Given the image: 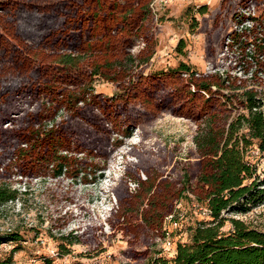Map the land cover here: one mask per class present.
I'll return each mask as SVG.
<instances>
[{"label": "rangeland", "instance_id": "obj_1", "mask_svg": "<svg viewBox=\"0 0 264 264\" xmlns=\"http://www.w3.org/2000/svg\"><path fill=\"white\" fill-rule=\"evenodd\" d=\"M153 16V53L146 64L134 70L131 80L138 92L149 90L150 105H131L121 98L123 84L100 78L88 82L83 78L88 93L84 106L68 107L67 98L55 90V95L35 97L36 103L30 107L22 103L24 109L14 110L9 114L11 117L2 115L0 185L14 192L16 198L0 206V234L16 233L20 240L0 244L1 261L155 264L160 258L172 259L178 244L191 243V229L197 221H209L195 217L186 195L176 202L175 199L164 202L172 213L183 215L181 232H174L165 218H159L160 205L155 213H147L148 198L141 196L148 186L156 190L161 183L162 198H167L171 190L168 185L181 190L183 174L188 175L190 185L195 183L199 167L193 138L202 122L196 105L205 99L201 94L191 101L185 88L181 92L183 98L179 99V93L167 92L168 80L157 81L152 75L183 63L197 73L199 78L195 79L202 81L207 76H216L228 81V88L220 92L223 97L239 94L243 91L236 90L239 85L264 91V87H253L250 81L255 67L251 47L246 49L252 40L257 45L264 39V0H172L166 6L154 1ZM251 28L252 37L248 32ZM143 48L140 42L135 43L128 53L136 56ZM147 56L145 51L142 58ZM37 63L40 67L45 65ZM69 85L66 82L62 87L63 94L73 91ZM90 98L92 101L88 102ZM218 101V96H214L212 104L217 106ZM230 103L231 116L242 112L236 100ZM97 106L99 111L95 110ZM26 109L27 114L17 118ZM79 109H82L81 119L73 115ZM47 113L57 116L42 120ZM51 125H59L69 135L68 141L74 145L71 151L76 152L74 157L84 156L77 154L82 151L88 159L93 158L103 169L101 176L97 174L95 180L86 184L73 178L70 171L52 178L50 173L39 176L14 164V153L25 147L14 136L17 127ZM127 131L130 137H121ZM104 132L109 134L107 146L102 145ZM116 139L121 141L120 145L115 144ZM101 147L108 155L100 153ZM246 159L264 177V154L252 146ZM113 180L119 189L116 193H111L116 184ZM121 187L125 189V198L119 200ZM223 217L239 220L249 229L264 231V204L255 205L245 215L223 214ZM230 229V223L224 222L221 231L227 233ZM164 230L172 233L168 240ZM75 239L78 243L67 245Z\"/></svg>", "mask_w": 264, "mask_h": 264}, {"label": "trees", "instance_id": "obj_2", "mask_svg": "<svg viewBox=\"0 0 264 264\" xmlns=\"http://www.w3.org/2000/svg\"><path fill=\"white\" fill-rule=\"evenodd\" d=\"M154 1L0 0V119L2 115L6 114L7 118L14 110L24 109L22 103L30 107L36 103L35 97L55 95V90L67 98L68 107L84 106L88 93L83 87V78L88 82L100 78L123 84L121 98L131 105H150L147 101L151 98L149 90L138 92L131 80L134 70L146 64L153 53ZM248 32L252 37V28ZM139 42L144 48L136 56L130 55V46ZM249 47L255 67L250 81L253 87H264L261 86L264 85V39L257 45L252 40L246 49ZM145 51L148 56L142 58ZM35 52L38 53L36 57ZM37 62L45 65L40 67ZM196 74L191 67L180 63L174 69L152 75L157 81L168 80L167 92L179 93V99L184 96L183 88L188 89L186 94L191 96V101L201 94L205 98L196 105L202 122L193 138L199 167L195 183L190 185L185 173L181 190L167 186L171 189L167 198H162L161 183L156 190L154 186H148L141 197L148 198V214L155 213L160 205L159 218L164 219L172 213L164 202L174 199L176 202L186 195L189 204L195 202L209 210L206 217L209 221H197L191 229V243L178 244L172 259L160 258L155 264H264V231L249 229L239 220L223 217V214L245 215L255 205L264 204V177L246 159L252 146L264 154V91L239 85L236 90L243 91L227 98L220 92L228 88V81L216 76H207L201 81L195 79L199 78ZM66 82L71 83L69 86L73 91L63 94L62 87ZM214 96L220 99L217 106L212 104ZM233 100L242 110L235 116H231L229 107ZM91 101L90 98L88 102ZM95 110L100 108L97 106ZM27 112L28 109L24 110L17 118ZM78 112L73 115L81 119L82 109ZM56 116L47 113L42 120ZM130 135L127 131L121 137ZM14 136L25 145L14 153V164L18 168L39 176L47 172L52 178L70 171L74 173L73 178L86 184L95 180L97 174L101 176L103 169L92 157L88 159L82 151L77 154L84 156L74 157L76 152L71 151L74 145L59 125L21 126L17 127ZM108 137L109 134L104 132L103 146L108 145ZM115 144L120 145L121 141L116 139ZM100 153L108 155L103 147ZM121 188L119 200L125 198V189ZM118 190L116 183L111 193ZM15 198L14 192L0 185V206ZM143 220L147 222L145 218ZM226 221L231 229L224 233L221 228ZM157 224L161 226L160 222ZM18 238L16 233L0 234V244L13 243L20 240ZM76 243L77 239L68 241L67 245ZM9 262L0 260V264Z\"/></svg>", "mask_w": 264, "mask_h": 264}, {"label": "built area", "instance_id": "obj_3", "mask_svg": "<svg viewBox=\"0 0 264 264\" xmlns=\"http://www.w3.org/2000/svg\"><path fill=\"white\" fill-rule=\"evenodd\" d=\"M155 1H158V3H160L161 5L166 6L172 0H155ZM179 207H180V205H179ZM191 209H192L194 215L199 216L201 218H204V217L206 218L210 214L209 210L206 207H203V206H201L195 202L191 203ZM182 220H183V215L180 213H177V211H174L172 214L165 217L164 221L169 226L173 227L174 232L175 231L177 232L182 228V226H181ZM164 232H165V236L167 237V240H168L172 233L168 232L166 230H164ZM166 245L168 248H170L171 243L169 241H167Z\"/></svg>", "mask_w": 264, "mask_h": 264}, {"label": "bare ground", "instance_id": "obj_4", "mask_svg": "<svg viewBox=\"0 0 264 264\" xmlns=\"http://www.w3.org/2000/svg\"><path fill=\"white\" fill-rule=\"evenodd\" d=\"M113 182H116V183H117V181H116V180H113Z\"/></svg>", "mask_w": 264, "mask_h": 264}]
</instances>
